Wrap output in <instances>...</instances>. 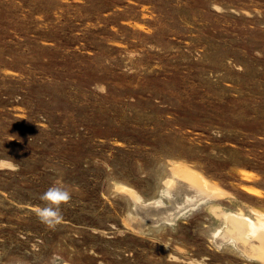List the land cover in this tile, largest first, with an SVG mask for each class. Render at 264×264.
<instances>
[{
  "label": "rangeland",
  "instance_id": "374dc122",
  "mask_svg": "<svg viewBox=\"0 0 264 264\" xmlns=\"http://www.w3.org/2000/svg\"><path fill=\"white\" fill-rule=\"evenodd\" d=\"M0 264H264V0H0Z\"/></svg>",
  "mask_w": 264,
  "mask_h": 264
},
{
  "label": "clouds",
  "instance_id": "9594fccd",
  "mask_svg": "<svg viewBox=\"0 0 264 264\" xmlns=\"http://www.w3.org/2000/svg\"><path fill=\"white\" fill-rule=\"evenodd\" d=\"M39 199L45 202V206H38L35 209L36 216L42 224L55 229L64 219L61 205L70 203L72 192L67 187L56 183L41 194Z\"/></svg>",
  "mask_w": 264,
  "mask_h": 264
},
{
  "label": "bare ground",
  "instance_id": "6f19581e",
  "mask_svg": "<svg viewBox=\"0 0 264 264\" xmlns=\"http://www.w3.org/2000/svg\"><path fill=\"white\" fill-rule=\"evenodd\" d=\"M256 254V253H255Z\"/></svg>",
  "mask_w": 264,
  "mask_h": 264
}]
</instances>
